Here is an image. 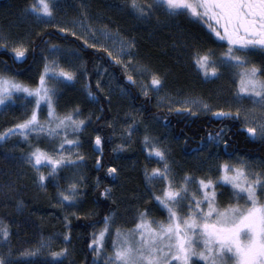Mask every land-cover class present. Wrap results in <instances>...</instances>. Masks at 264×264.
<instances>
[{"label":"trees","instance_id":"16d2710c","mask_svg":"<svg viewBox=\"0 0 264 264\" xmlns=\"http://www.w3.org/2000/svg\"><path fill=\"white\" fill-rule=\"evenodd\" d=\"M35 2L0 0V45L7 44L0 47V73L33 86L40 85L46 64L57 73H74L72 81L45 76V84L52 89L54 115L72 116L84 126L67 134V139L79 141V147L65 144L62 150V132L55 137L32 133L27 139L9 133L0 140V228L10 233L7 240L0 235V256L13 264H105L90 247L93 234L105 227V217L110 222L104 254L111 249L115 230L133 229L141 212L166 221V211L154 199L162 195L166 183L146 176L155 168L163 169L164 161L149 155L146 136L165 153L176 182L185 175L217 178L224 163L245 167L241 162L248 158L264 163V139L251 136L235 112L229 111L233 117H219L163 105L152 85L154 90L144 94L141 82L151 84L155 74L162 80L163 97L198 96L215 104L227 100L234 86L231 73L224 70L219 78L205 77L195 64L197 54L220 48L222 42L202 20L188 14L169 17L163 8H156L147 19L139 18L131 0H56L54 16L38 18L28 11ZM140 2L154 4V0ZM75 20L120 32L134 45L131 56H118L123 63H115L103 51L106 46L89 47L92 44L82 35L68 30V22ZM54 45L70 52L52 57L57 64L48 58ZM17 46L29 49L23 59L12 52ZM252 58L264 70V55ZM33 110H38L33 97L15 94L6 100L0 105V134L15 129ZM37 115L41 121L47 119L45 111ZM97 135L100 146L95 144ZM36 148L55 159L61 151L68 159H83L57 169L53 177L51 167L41 166L38 172L28 162V154ZM113 167L114 176L108 173ZM40 175L48 177L43 185ZM73 184L79 189L76 203L62 202L61 193L70 195ZM189 187L199 195L195 184ZM106 189L111 190L107 196ZM218 190L223 193L218 196L221 204L232 201L228 186ZM65 248L66 256L51 255Z\"/></svg>","mask_w":264,"mask_h":264},{"label":"snow or ice","instance_id":"6c2138e0","mask_svg":"<svg viewBox=\"0 0 264 264\" xmlns=\"http://www.w3.org/2000/svg\"><path fill=\"white\" fill-rule=\"evenodd\" d=\"M55 3L56 0H36L30 5L28 11L35 13L38 18H52ZM130 7L139 18L143 19H147L156 8H163L169 17L188 14L207 23L215 36L228 44V51L221 59L226 64L241 69L238 95H247L264 108V80L259 78L264 70L255 66L246 67L249 61L236 54L258 52L264 55V0H154V4L131 0ZM61 31L65 30L61 29ZM90 31L95 38V31L91 29ZM101 35L105 39L114 38L113 34L106 29L101 31ZM87 43L85 41L86 45ZM118 43L119 56H131L130 49L134 45L124 41ZM88 46L96 47L95 44ZM0 47L7 48V44H2ZM53 49L56 50L55 45ZM28 51L29 49L23 46L12 48L18 60L23 59ZM103 51L115 63H123L107 48ZM215 63L211 54H197L195 58V64L205 77L218 75L214 67L209 71V67ZM45 76L66 81L75 79L74 73L63 70L57 73L51 71L47 64L44 75L40 77V86L35 90L0 76V104H4L17 92L25 93L26 96L34 98L36 109H39L42 102L47 104L50 121H56L55 128L51 126V122L48 125L41 124L37 111L33 110L30 118L17 124L15 129H9L8 132L0 134V140L5 139L9 133H18L27 139L32 133L47 132L48 137H55L62 131L65 135L60 144L61 150L65 144L79 147V141L67 139V133L71 128L72 133L76 134L84 126V121H77L72 116L61 119L54 115L52 89L45 86ZM127 79L135 83L132 76H128ZM151 85L159 90L162 87V80L153 74ZM144 94L147 95V92L145 91ZM202 107L210 110L207 104H203ZM214 115L233 117L231 112L224 111L216 112ZM235 115L238 117L239 112ZM246 131L253 137L264 138V122L259 123L258 127H247ZM101 143V137L97 135L95 144L100 146ZM144 143L146 146H151L149 155L164 161L163 169L155 168L151 175L146 173V176L149 181L159 179L166 183V187L162 189V195L154 196V199L166 211L167 221L149 219L148 211L145 210L139 214V222L133 229L121 231L117 228L116 239L112 241L113 251L111 255L105 254V264H194V258H199L206 264H264V173L252 171L247 166L236 167L224 163L218 168L221 175L217 181L185 175L182 177V182H176L165 153L155 148L147 136ZM82 159L78 156L77 160H71L63 155L59 159H53L40 148H36L27 156L28 162L38 172L41 166L51 167L52 172L49 175L53 177L56 176L57 169L75 165ZM97 164L99 165V161ZM108 173L114 176L117 169L109 168ZM46 179L48 177L40 175L42 185ZM191 184L196 185L199 196L190 190ZM224 185L231 186L236 203L221 208L218 206L216 189ZM110 191L106 189L104 195H109ZM69 192L70 195L61 193L62 202L75 204L79 189L73 184ZM241 199L244 200L243 205L239 203ZM109 222L110 218L105 217V227L99 235L93 234L90 247L97 257H100L104 250L105 236L109 233ZM0 235L7 240L10 233L4 227L0 228ZM64 238L68 239L67 236ZM37 252L26 254L36 255ZM67 254L68 249L65 248L51 255L55 258ZM0 264H13V261L0 256Z\"/></svg>","mask_w":264,"mask_h":264},{"label":"rangeland","instance_id":"374dc122","mask_svg":"<svg viewBox=\"0 0 264 264\" xmlns=\"http://www.w3.org/2000/svg\"><path fill=\"white\" fill-rule=\"evenodd\" d=\"M205 24L208 26L207 23H205ZM213 27H215L214 23H213ZM67 28L72 33L82 35L90 44H101L103 46H106L113 54H115L117 56H119V54H118V48H119V43L118 42L119 41H124L125 43H131L126 38V36L120 34V32H118L116 30L106 29V30L110 31L113 34L114 38L113 39H105L101 35V31L104 30V29L103 28H99L97 23L92 24L88 20H84V21L83 20H81V21H76V20L75 21H69L68 25H67ZM90 29L95 31V38L93 37L92 31H90ZM209 29H211V28H209ZM0 36H1V31H0ZM219 45H220V48H213V49H210V50L205 49V51L202 52L201 55L211 54V58L216 61V63L214 65H211L209 67V71H211V69L214 67L216 69L217 73H218V75L216 76L217 78H219V76H221V71L228 70L231 73V76L233 78V85L234 86H233L232 90L228 92V93H230V95L227 98V100H225V102L220 101L219 104H215L209 99L200 98L198 96H190V97H186V98L163 97V96H161L159 90H155V94L157 95V98H158V100H159V102L161 104H163V105L167 104L168 106L174 107V108H176V107H178V108H187V109L192 110L193 112H198V113H209V112L216 113V112H220V111H224V112L233 111L235 113L239 112V116L242 118L243 123L246 126V128L247 127H258L259 123L264 122V108H261L259 104L255 103L253 98L248 97L247 95H244V94H239L238 95L239 89H240L239 72L241 71V69L236 68V67L232 66L231 64H226L221 59L224 56V54L228 51V44H227L226 41H224V42L222 41ZM52 52L50 53V55H48L49 59H51L52 57L53 58L56 57V55L60 56V54L70 53L68 49H64V48L63 49L58 48V49H56L55 51H52ZM236 54L244 57L246 60L249 61V63L246 65V67L255 66L257 68H260L259 67L260 64H258V61L257 60L255 61V60H253L255 58H252L253 54H256V53H247V54H245V53L238 52ZM119 57L124 58L125 56H119ZM51 61H52V64H57V62L54 59H51ZM51 69H53V68H51ZM201 73H203V72L201 71ZM262 74H263V72L261 73L259 78L264 80V78H262ZM0 76L5 77L6 79H12L16 83H19V84L23 85L24 87H28V88H30L32 90H35L37 87L40 86V85H35V86L27 85L25 83H22V82L18 81L14 76L10 75L9 73H5V74L4 73H0ZM211 77H213V76H211ZM45 86L47 87L46 84H45ZM141 86H142L144 92L146 91L147 93L151 92L152 89H153L151 84L148 83V82H141ZM220 93H222V92H220ZM220 93L218 92V95H222ZM15 94H24V95H26L25 93H22V92H17ZM226 94H227V92H226ZM185 101H188V103H185ZM193 101H194V103H193ZM203 104H207L209 106L210 110H205L202 107ZM38 111L39 112L45 111L46 114H47V119H43L42 121L39 120L40 123L42 122L41 124L48 125L51 122V126L53 128H55L56 121H50V118H49V115H48L47 104L42 102L40 107H39V109L37 110V113H39ZM70 131H72L71 128L68 129V133ZM61 134L65 135L64 132H62ZM255 138L264 139V138H261L259 136L255 137ZM66 154L67 153L65 151L58 152V157L61 158V155H63V157H67ZM53 159H55V158H53ZM241 163H245L247 165V167L250 170H252V171L264 173V163H262L258 159H249L248 158V159H245L244 161H242ZM237 167H244V166H237ZM220 175H221V173L219 174V176L217 178H214L212 180L213 181H217L219 179ZM226 186H228L229 189L231 190V194H232L233 198H232L231 202H229L227 204H221L220 203V199L218 200V196H219V190H218L219 186H218L217 189H216V191L218 193L217 202H218V206L221 207V208H224V207H226L229 204H235L236 203L234 192L231 189V186L230 185H226ZM239 203L241 205H243L244 204V200L241 199L239 201ZM115 239H116V237H115ZM197 247L199 248V245H197ZM112 251H113V248H112V245H111V249L105 251V254L111 255ZM105 254L102 253L100 255V257H102L104 263L106 261V255ZM194 264H206V262L203 261V260H200L199 258H194Z\"/></svg>","mask_w":264,"mask_h":264}]
</instances>
